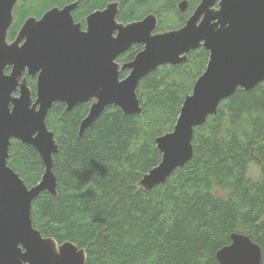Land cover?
Wrapping results in <instances>:
<instances>
[{"label":"trees","instance_id":"obj_1","mask_svg":"<svg viewBox=\"0 0 264 264\" xmlns=\"http://www.w3.org/2000/svg\"><path fill=\"white\" fill-rule=\"evenodd\" d=\"M27 0L13 10L11 42L29 17L77 2L73 18L118 2V21L133 22L153 13L157 32L183 26L200 0ZM133 46L117 62L131 61ZM136 52V53H135ZM208 53L200 48L184 63L162 66L139 83L141 115L107 107L78 135L90 103L66 112L55 104L46 118L58 150L53 156L56 197L40 194L31 204L33 226L43 237L70 242L86 252V264H218L216 253L234 233L260 248L264 264V83L237 90L192 135V159L165 184L149 192L138 182L158 165L155 139L172 131L184 97L205 70ZM125 72L120 73V78ZM32 99L35 80L26 78ZM254 165L258 178L248 175ZM7 166L27 187L36 185L43 165L36 152L12 140Z\"/></svg>","mask_w":264,"mask_h":264},{"label":"water","instance_id":"obj_2","mask_svg":"<svg viewBox=\"0 0 264 264\" xmlns=\"http://www.w3.org/2000/svg\"><path fill=\"white\" fill-rule=\"evenodd\" d=\"M25 1L0 0V264H86L83 249L43 237L31 220L33 200L42 193L57 195L52 166L58 145L46 125L51 108L62 104L70 112L90 103L79 136L107 107L140 116L136 90L141 80L204 49L205 70L184 97L172 131L155 139L160 161L138 187L149 192L165 184L192 159L194 129L215 116L220 103L237 90L264 83V0H200L183 26L164 32H157L153 14L119 22L118 2L87 15L82 30L72 17L74 2L52 8L40 19L29 17L9 42L13 10ZM177 9L185 12L187 1ZM133 46L141 50L119 64L116 60ZM26 77L35 79L34 99ZM12 140L32 148L43 165L32 187L7 166ZM215 257L218 264H259L261 252L247 236L234 233Z\"/></svg>","mask_w":264,"mask_h":264},{"label":"rangeland","instance_id":"obj_3","mask_svg":"<svg viewBox=\"0 0 264 264\" xmlns=\"http://www.w3.org/2000/svg\"><path fill=\"white\" fill-rule=\"evenodd\" d=\"M136 53V52H135ZM127 74V72H125V75ZM248 175L252 178H258L259 176V170L256 166L252 165L250 168H249V171H248Z\"/></svg>","mask_w":264,"mask_h":264},{"label":"flooded vegetation","instance_id":"obj_4","mask_svg":"<svg viewBox=\"0 0 264 264\" xmlns=\"http://www.w3.org/2000/svg\"><path fill=\"white\" fill-rule=\"evenodd\" d=\"M181 1H183V0H181ZM181 1H180V2H181ZM180 2H179V3H180ZM179 3H178V4H179ZM178 4H177V5H178ZM180 13H181V12H180ZM191 13H192V12H191ZM191 13H190V15H191ZM148 14H153V13H148ZM148 14H146V15H148ZM146 15H144V16H146ZM153 15H155V14H153ZM190 15H189V16H190ZM144 16H142L141 18H143ZM155 16H156V15H155ZM72 17H73V13H72ZM85 18H86V17H85ZM85 18H84V23H83V24H82L81 22H76V21L74 20L75 23H80V25H81V29H82V30H84V27H85V26H84V25H85ZM141 18H140V19H141ZM36 19H40V18H36ZM73 19H74V18H73ZM156 19H157V23H158V18L156 17ZM137 20H139V19H137ZM186 20H187V19H186ZM186 20H185V21H186ZM135 21H136V20H135ZM184 23H185V22H184ZM183 25H184V24H183ZM177 29H178V28H177ZM118 59H119V58H118ZM118 59H117V60H118ZM117 60H116V61H117ZM129 62H130V61H129ZM118 63H119V62H118ZM119 64H122V63H119ZM26 78H27V77H26ZM30 79H31V78H30ZM33 79H34V78H33ZM34 80H35V79H34Z\"/></svg>","mask_w":264,"mask_h":264}]
</instances>
